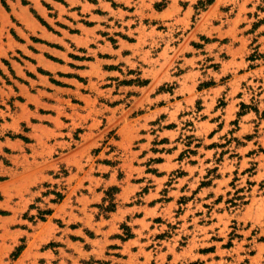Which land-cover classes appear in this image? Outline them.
Instances as JSON below:
<instances>
[{"label": "crops", "instance_id": "0c3cea01", "mask_svg": "<svg viewBox=\"0 0 264 264\" xmlns=\"http://www.w3.org/2000/svg\"><path fill=\"white\" fill-rule=\"evenodd\" d=\"M66 1L69 6L80 1L78 9L64 14L56 6V14H41L49 24L56 22L57 33L31 14H12L21 22L13 28L22 38L16 39L9 27L11 14H0V60L8 57L14 74L24 79L13 78L16 89L0 82L2 94L22 98L13 100L19 105L15 131L26 138L15 136L8 143L13 176L22 178L14 181L15 187L25 193L50 177L62 193L56 201L48 198L51 191L42 193L36 203L41 207L31 206V194H24L21 207L0 215V264H47L64 248L61 241H125L139 228L137 222L148 217L146 211L159 202L147 200L157 192L150 184L165 176L160 169L167 162L164 150L149 145L154 136L160 143L161 135L175 128L165 108L171 104L173 110L177 97L159 90L152 78L143 79L144 69L158 68L180 50L177 64L185 74L199 71L212 75L211 80L227 76L224 89L236 80L264 75V0H211L200 11L198 0H115L121 4L116 8L113 0ZM103 20L117 21L114 31L125 34L102 33L110 30L103 29ZM187 21L192 25L186 27ZM211 62L217 63L213 71L207 66ZM134 69L139 77L132 78ZM2 71L8 72L4 66ZM165 123L170 124L161 126ZM49 150L61 152L49 158ZM150 154L160 156L145 163ZM61 167L68 173L58 177L55 171ZM145 185L147 191L133 201ZM123 222L129 223L125 237L115 233ZM53 237L57 243L43 246ZM18 245L21 249L10 257Z\"/></svg>", "mask_w": 264, "mask_h": 264}, {"label": "rangeland", "instance_id": "374dc122", "mask_svg": "<svg viewBox=\"0 0 264 264\" xmlns=\"http://www.w3.org/2000/svg\"><path fill=\"white\" fill-rule=\"evenodd\" d=\"M79 3L69 6L66 0H0V14H11V33L21 40L13 29L21 22L12 14H31L49 31L57 33L56 22L49 24L41 14H56V6L66 14V10L78 9ZM210 3L211 0H198L196 8L204 10ZM86 5L84 11L88 9ZM112 5L116 8L121 4L113 0ZM191 22L187 21L186 27L192 25ZM104 23L103 29L109 27L110 30L102 33L125 34L122 30L115 32L117 21ZM31 39L41 41L36 36ZM177 42L176 39L174 43ZM179 52L176 51L169 61L164 60L158 68L144 69L143 75V79L152 78L153 85L159 84V90L176 92L174 96L177 97L173 110L168 109L173 107L171 104L165 108L175 128L162 134L160 143L154 136L149 145V149L164 150L162 158L167 160L160 169L165 176L150 184L157 192L147 198L154 197L153 200L159 202L146 211L147 221L144 218L137 222L139 228L130 233L132 238L110 242L102 237L92 244L77 242V245L61 241L64 248L59 252L53 250L55 254L49 257L47 264H264V75L236 80L224 89L221 85L227 76L211 80L212 75L201 76L199 71H186L185 74V68L177 64ZM0 64L1 84L4 87L13 84L16 89L13 78L21 82L24 79L14 74L8 57L2 58ZM212 64L217 63L207 66ZM3 66L8 72L2 71ZM137 73H132V78L139 77ZM213 76H217L215 72ZM201 83L211 84L210 88ZM14 98L22 99L20 96L9 98L0 91V215L7 214L8 208L14 205L21 207L26 202L24 194H31V206L37 205L44 192L51 191L48 198L54 201L62 195L50 177V182L39 181L25 193L15 187L14 181L22 178L13 176L10 167L13 160L9 155L12 151L8 143L15 136L26 137L15 131L19 123L15 111L19 105L13 102ZM23 125L20 123L25 129ZM73 138L78 139V136ZM163 139L168 142L163 143ZM60 152L49 150V158ZM159 156L150 154L144 162ZM66 173L68 169L62 167L55 171L58 177ZM152 178L147 181L152 182ZM147 186L139 190L133 201L140 200L138 194L147 191ZM96 211L103 216L108 214V210L97 208ZM38 217L44 216L39 212ZM128 224H119L115 233L125 237ZM57 240L53 237L43 246L52 247ZM111 243L115 244L114 248L110 247ZM19 249L20 245L10 257L14 258ZM45 259L41 257L40 261Z\"/></svg>", "mask_w": 264, "mask_h": 264}]
</instances>
